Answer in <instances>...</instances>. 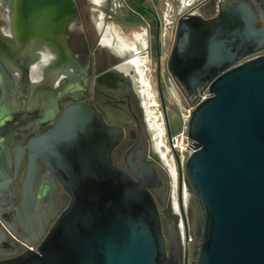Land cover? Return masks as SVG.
<instances>
[{
    "label": "water",
    "instance_id": "1",
    "mask_svg": "<svg viewBox=\"0 0 264 264\" xmlns=\"http://www.w3.org/2000/svg\"><path fill=\"white\" fill-rule=\"evenodd\" d=\"M72 6V0H16L15 8L71 12ZM198 8L176 20L166 60L168 76L192 98L187 145L193 151L184 182L203 211L195 264H264V54H258L264 0H219L213 16ZM198 88L209 93L200 102ZM94 116L82 104L67 106L59 122L29 144L55 171L67 206L36 251L0 264H174L148 191L158 180L152 162L144 155L130 162L133 178L114 167L109 140H119L122 129ZM180 197L179 190L181 206ZM0 226L9 230L1 218Z\"/></svg>",
    "mask_w": 264,
    "mask_h": 264
},
{
    "label": "flooded vegetation",
    "instance_id": "2",
    "mask_svg": "<svg viewBox=\"0 0 264 264\" xmlns=\"http://www.w3.org/2000/svg\"><path fill=\"white\" fill-rule=\"evenodd\" d=\"M119 1V11L125 13L124 18H118L121 23L144 26L143 49L154 63L155 87L169 145L175 133L171 131L169 117L179 126L173 112L179 114L181 109H190L192 101L185 99L166 71L176 20L183 13L173 22L169 49L162 58V26L153 3ZM232 1L235 0L222 3ZM218 2L204 0L198 9L213 16ZM88 4L89 0H72L71 12L47 9L18 12L16 0H0V218L9 229L0 226V236L5 238L0 243L5 250L0 251V260L26 250L36 251L66 208L67 194L51 173L55 171L44 164L41 155L29 144L53 128L67 106L82 104L88 110L92 108L95 120L99 118L110 128L122 129L119 140H109L114 167L133 178L130 162H139L142 155L152 162L158 180L150 183L148 191L158 209L166 250L174 264H195L203 228L201 204L187 188L184 172L179 175L176 161L173 185L171 173L148 136L138 72L129 63L133 57L116 50L113 40L104 43L107 20L94 21L91 17L94 10ZM19 13L21 18L14 22ZM32 15L36 16L35 21L28 18ZM115 15L111 11L106 18ZM262 24L260 21L257 25ZM134 47L137 49V45ZM258 54H264V50ZM201 93L198 88L195 97ZM167 95L173 104L165 100ZM83 115L87 121L93 118L90 111ZM3 192L6 193L2 195Z\"/></svg>",
    "mask_w": 264,
    "mask_h": 264
},
{
    "label": "rangeland",
    "instance_id": "3",
    "mask_svg": "<svg viewBox=\"0 0 264 264\" xmlns=\"http://www.w3.org/2000/svg\"><path fill=\"white\" fill-rule=\"evenodd\" d=\"M192 0H155V6L157 9L159 20L161 21V29H162V58L167 55L169 49V40H171L173 33V22L175 20V15L177 12L182 11L186 8L185 4L191 3ZM119 0H89V8L93 9V13H91V17L96 22H104L106 28L111 30V33L118 38L122 39L125 42H133L137 45V49L139 51V57L143 61V69H144V78L146 82L149 84V91L151 93L152 100L143 99L144 103V115L147 119V132L149 133L150 140L152 141V146H155L156 142H161L162 146L156 149L158 153L164 154V163L167 165V169L173 174V185L175 182V172L177 167L175 163V157L171 152L169 145L167 144V130L164 124V113L162 106L159 101V97L157 95V90L155 87V76H154V63L153 60L149 59L147 52L143 49V40H144V26L137 25V26H127L123 25L118 18H124V14L119 11ZM173 7V10L169 9V6ZM111 11L116 12V17L112 19H107V14ZM120 21V22H118ZM169 104H173L171 98L167 95L166 99ZM152 103V104H150ZM169 112V108H167ZM187 110L181 109L179 114H175L173 112V118H175L176 122L179 121L181 124L182 119L186 116ZM149 115L154 117L155 124L157 123L158 126L161 128V135L158 136L156 132H152L151 128L148 124ZM170 118V127L171 131L175 132L178 130L180 125H176L172 122V117ZM150 123V122H149ZM177 123V124H179ZM185 163V162H184ZM184 163H180L181 172H184Z\"/></svg>",
    "mask_w": 264,
    "mask_h": 264
},
{
    "label": "bare ground",
    "instance_id": "4",
    "mask_svg": "<svg viewBox=\"0 0 264 264\" xmlns=\"http://www.w3.org/2000/svg\"><path fill=\"white\" fill-rule=\"evenodd\" d=\"M105 36L106 37L103 40L105 44H109L113 40L115 42V49L116 50L120 51L121 53L128 52V53H130L131 57H133V58H131V60L129 61V63L138 72V79H139V83H140L141 89H142L141 92H142L144 98L149 99V100H152L151 93L149 91V84H148V82H146V80L144 78L143 61L138 56L137 49L134 48V45L133 44H126L122 39L118 38V36H115L114 34H112L111 33V30L109 28H106V30H105ZM150 104H152V103H150ZM153 119H154V117L151 116V115H149V119H148L149 127L151 128V130H152L153 133L156 132L157 135L160 136L162 130L158 126L157 123L155 124V121ZM160 146H162V144L159 141V142H156L155 143V146H153V148L157 152V154L160 157V159L164 162V154L163 153H158V150H156V149L160 148ZM172 176H173V174H172Z\"/></svg>",
    "mask_w": 264,
    "mask_h": 264
},
{
    "label": "built area",
    "instance_id": "5",
    "mask_svg": "<svg viewBox=\"0 0 264 264\" xmlns=\"http://www.w3.org/2000/svg\"><path fill=\"white\" fill-rule=\"evenodd\" d=\"M209 95L207 89L204 90L198 97L199 102L205 100ZM192 108L187 110L186 116L182 119L180 127L178 130L171 136L169 141V148L171 151L177 154L179 163H184L187 157L193 151L191 147V142L187 137V123L190 116ZM188 139V140H187ZM189 142V143H188ZM189 146H188V145Z\"/></svg>",
    "mask_w": 264,
    "mask_h": 264
},
{
    "label": "crops",
    "instance_id": "6",
    "mask_svg": "<svg viewBox=\"0 0 264 264\" xmlns=\"http://www.w3.org/2000/svg\"><path fill=\"white\" fill-rule=\"evenodd\" d=\"M131 1V0H130ZM204 0H192V2L191 3H187V4H185V6H186V8L185 9H183L182 11H179V12H177L176 13V15H175V18H177L178 16H180L182 13H184L186 10H189V9H191V8H193L194 6H196V5H199L200 4V6H201V3L203 2ZM150 2H152L153 3V9H154V11H155V14L158 16V13H157V9H156V6H155V0H150ZM169 6V9L171 10H173V7L171 6V5H168ZM202 12H207L206 10H201ZM159 18V17H158ZM163 39V38H162ZM125 42V41H124ZM126 44H135V43H131V42H125ZM136 45V44H135ZM135 48V47H134ZM138 50V49H137ZM17 76H18V74H17ZM5 238L4 237H2V236H0V243L4 240ZM0 251L1 252H5V250L3 249V248H1L0 247Z\"/></svg>",
    "mask_w": 264,
    "mask_h": 264
},
{
    "label": "trees",
    "instance_id": "7",
    "mask_svg": "<svg viewBox=\"0 0 264 264\" xmlns=\"http://www.w3.org/2000/svg\"><path fill=\"white\" fill-rule=\"evenodd\" d=\"M176 132V131H175Z\"/></svg>",
    "mask_w": 264,
    "mask_h": 264
}]
</instances>
